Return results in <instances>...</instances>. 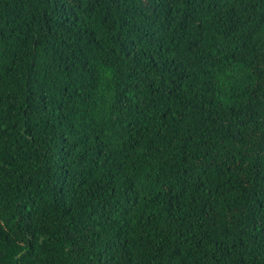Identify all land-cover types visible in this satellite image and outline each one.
I'll return each mask as SVG.
<instances>
[{
  "label": "trees",
  "instance_id": "16d2710c",
  "mask_svg": "<svg viewBox=\"0 0 264 264\" xmlns=\"http://www.w3.org/2000/svg\"><path fill=\"white\" fill-rule=\"evenodd\" d=\"M0 264H264V0H0Z\"/></svg>",
  "mask_w": 264,
  "mask_h": 264
}]
</instances>
